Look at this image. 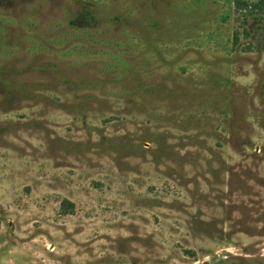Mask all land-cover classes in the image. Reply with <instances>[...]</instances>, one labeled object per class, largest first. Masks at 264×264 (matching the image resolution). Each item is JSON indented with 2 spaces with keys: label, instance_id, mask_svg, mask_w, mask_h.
<instances>
[{
  "label": "rangeland",
  "instance_id": "rangeland-1",
  "mask_svg": "<svg viewBox=\"0 0 264 264\" xmlns=\"http://www.w3.org/2000/svg\"><path fill=\"white\" fill-rule=\"evenodd\" d=\"M236 1L0 0V264H264V0Z\"/></svg>",
  "mask_w": 264,
  "mask_h": 264
},
{
  "label": "trees",
  "instance_id": "trees-1",
  "mask_svg": "<svg viewBox=\"0 0 264 264\" xmlns=\"http://www.w3.org/2000/svg\"><path fill=\"white\" fill-rule=\"evenodd\" d=\"M259 1V0H258ZM258 1H251V0H248V1H241V0H237V4L238 5H241L243 6V8H245L247 10V13L245 15H243V22L246 23V20L248 17L252 18L253 20V25L254 23H256L255 21H258L256 19L255 16H258V14H260L259 11H261V8H260V4H257ZM255 30H257L255 28ZM246 34L247 32H249L247 29L243 30ZM235 40H237V35L234 36Z\"/></svg>",
  "mask_w": 264,
  "mask_h": 264
}]
</instances>
